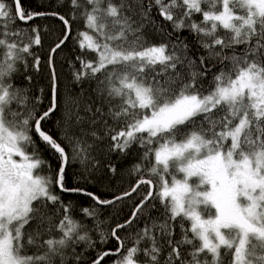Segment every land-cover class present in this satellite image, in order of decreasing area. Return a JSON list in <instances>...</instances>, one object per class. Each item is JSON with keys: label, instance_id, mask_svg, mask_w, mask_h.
I'll return each instance as SVG.
<instances>
[{"label": "snow or ice", "instance_id": "6c2138e0", "mask_svg": "<svg viewBox=\"0 0 264 264\" xmlns=\"http://www.w3.org/2000/svg\"><path fill=\"white\" fill-rule=\"evenodd\" d=\"M45 19L61 28L45 60L50 102L41 109L25 73L40 71ZM77 20L84 30L73 33ZM185 29L203 54L172 39ZM148 30L167 40L148 44ZM69 43L71 79L94 99L81 115L68 96L56 133L48 127L56 61ZM104 140L109 153L138 155L135 182L111 199L67 183L73 164L97 167L92 149ZM63 194L93 201L81 209L85 220ZM130 197L129 218L107 232L97 206ZM93 232L118 246L91 264H264V0H55L46 11L0 0V264H81Z\"/></svg>", "mask_w": 264, "mask_h": 264}, {"label": "trees", "instance_id": "16d2710c", "mask_svg": "<svg viewBox=\"0 0 264 264\" xmlns=\"http://www.w3.org/2000/svg\"><path fill=\"white\" fill-rule=\"evenodd\" d=\"M55 0H21V6L25 11H46L50 10V5L54 4ZM62 14L67 15V8L58 9ZM159 19V18H158ZM41 27L47 26L49 34L41 33L42 35V47L39 49L38 54L41 57V68L39 72L29 71L25 74H30L33 77L31 91L37 96H42L43 103L40 105L41 109L46 108L50 102V88H49V71L45 64L47 58L49 46L52 44L56 36L60 35V22L54 19H45L38 21ZM78 30H84L83 22L77 20L73 22V33ZM171 32V28L168 29ZM54 33L55 35H51ZM177 37L183 39L190 49V55L198 56L203 54L204 50L197 43L196 37L192 35L188 30H183L179 33L173 35L172 39L175 40ZM146 40L148 44H159L165 42L167 37L161 35L158 32H153L148 30L146 35ZM75 45L69 43L65 47L64 51L60 53L56 61L57 76L59 80L58 96H57V111L53 114V119L48 121V127L53 132L59 133L62 128V118L66 115L65 113V100L68 96L78 99L80 104V114L84 115L83 105L85 103H90L91 99H94V94L91 92L88 84L82 86L76 85L71 79V69L68 67L67 60L75 55ZM221 67L220 64H216L212 67L211 71L216 72ZM20 74L15 79L17 85H24L27 82L24 80V75ZM211 73L205 77V85L211 81ZM43 89L41 94L40 90ZM82 89V93H81ZM75 100H68L67 107L69 110L75 109ZM75 115H71L70 123H74ZM109 141L104 140L102 143L92 149V154L94 155L98 165L95 168L89 167L88 172H84L83 167L79 163H75L67 172V183L69 186L82 185L88 191L95 192L101 199H111L114 196L128 190L130 186L135 182L136 177L131 175L132 165L138 161V155L133 154L126 157H121L116 153H109L107 150V145ZM47 155V154H45ZM54 164V161H53ZM113 164L116 166L117 171L113 174L108 165ZM47 174V170L44 171ZM87 176L88 181H84L79 177L81 175ZM143 187V186H142ZM58 192V190H56ZM62 199L65 202L71 201L72 203V215L77 220H85L81 209L91 208L93 201L83 195L78 194H63ZM137 201L133 198H128L125 201L117 202L115 205L108 206H97L98 207V218L102 222L101 227L107 232H110L117 224L123 223L127 220L131 214L133 204ZM58 219V217H57ZM90 226L92 221H86ZM138 227H143V222H141ZM125 230L120 229L117 235H120ZM177 231H179L177 229ZM92 237L97 241L94 249H89L84 252V259L81 264H91L93 258L101 251L105 250H115L118 246L114 238H109L106 243H100L97 233L93 232ZM131 241H126V246H130ZM84 245H79L77 251H82ZM115 257H106L105 260L108 264H111V260ZM101 264H105L104 261Z\"/></svg>", "mask_w": 264, "mask_h": 264}]
</instances>
